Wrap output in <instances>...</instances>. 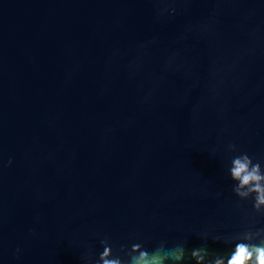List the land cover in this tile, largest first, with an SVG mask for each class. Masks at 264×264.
Returning a JSON list of instances; mask_svg holds the SVG:
<instances>
[{"label":"water","instance_id":"obj_1","mask_svg":"<svg viewBox=\"0 0 264 264\" xmlns=\"http://www.w3.org/2000/svg\"><path fill=\"white\" fill-rule=\"evenodd\" d=\"M229 143L264 159V0H0V264L225 251Z\"/></svg>","mask_w":264,"mask_h":264},{"label":"clouds","instance_id":"obj_2","mask_svg":"<svg viewBox=\"0 0 264 264\" xmlns=\"http://www.w3.org/2000/svg\"><path fill=\"white\" fill-rule=\"evenodd\" d=\"M167 11L171 15L175 9L168 8ZM226 151L231 154L224 165L225 175L231 182V193L238 202L250 203L252 215L264 217V159L240 151L232 143L227 144ZM11 162L9 158L7 164ZM254 224H248L234 234L212 237L228 246L223 252L210 253L204 246L189 251L184 241L168 245L164 240L149 249L138 238H130L127 244L117 248L103 236L98 240L99 248L94 258L84 254L80 260L82 264H185L187 261L194 264H264V226L255 227ZM200 237L205 239L207 233H201ZM18 252L19 248L14 255Z\"/></svg>","mask_w":264,"mask_h":264}]
</instances>
